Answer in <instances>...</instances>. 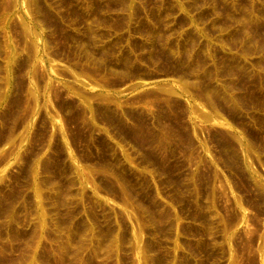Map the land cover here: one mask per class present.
Instances as JSON below:
<instances>
[{
  "label": "rangeland",
  "instance_id": "1",
  "mask_svg": "<svg viewBox=\"0 0 264 264\" xmlns=\"http://www.w3.org/2000/svg\"><path fill=\"white\" fill-rule=\"evenodd\" d=\"M0 264H264V0H0Z\"/></svg>",
  "mask_w": 264,
  "mask_h": 264
}]
</instances>
